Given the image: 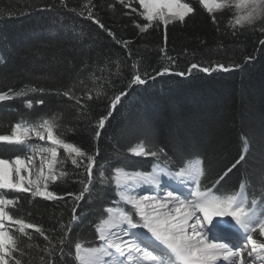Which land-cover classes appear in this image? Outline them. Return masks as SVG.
I'll list each match as a JSON object with an SVG mask.
<instances>
[{
    "label": "trees",
    "instance_id": "16d2710c",
    "mask_svg": "<svg viewBox=\"0 0 264 264\" xmlns=\"http://www.w3.org/2000/svg\"><path fill=\"white\" fill-rule=\"evenodd\" d=\"M66 2L79 10L84 0ZM185 2L196 8L195 14L186 23L169 24L167 28V52L175 58L174 71L186 70L191 62L208 66L216 60L236 67L211 75L196 70L184 77L164 75L137 86L123 98L97 142L93 139L95 121L106 113L112 94L126 87L132 61L138 60L150 70L169 64L160 51L164 47L163 28L140 34L133 21L141 24L144 21L130 9L122 8L116 0H93L96 16L116 38L131 41L132 53L128 56L122 45L97 25L61 7L58 0H0V91L13 92V98L0 101V134H11L16 122L31 123L55 116L58 125L55 134L87 152L98 148L100 155L93 172L96 174L97 167L103 165L105 175L110 176L115 166L127 171H148L157 163L154 157L130 154V147L144 141L143 134L136 131L143 128L168 153L171 163L160 161L165 168L174 170L179 160L194 158L199 153L205 160L204 182L209 185L238 159L247 139L246 161L221 181L220 191L236 189L246 176L250 179L246 191L249 206L255 197L257 211H264V205L260 204L264 199V45L259 43L264 35L258 29L239 27L238 35H231L233 29L228 21L234 19L235 8L214 11L218 24H213L199 0ZM131 3L141 10L138 0ZM52 5L55 7L51 8ZM125 12L129 15H124ZM246 57L251 60L246 61ZM32 88L37 91H31ZM69 88L78 97L93 96L88 101L90 109H84L86 118L74 101L55 94L57 89L63 92ZM97 90H102L99 98ZM19 91L24 94H14ZM39 99L45 103H36ZM29 100L33 101L31 109L26 107ZM58 152L66 157L63 149ZM18 155L29 153L24 146L0 144V158ZM61 169L68 175L50 183L49 190L60 195L78 194L83 187L81 181L86 178L82 168H76L70 158H65L63 164L57 165L58 175ZM2 191L6 197H21L7 209L10 214L42 227L49 235L54 234L49 230L58 221H67L71 214V197L49 201L32 198L28 193ZM116 195L114 181L97 184L85 194L77 208L82 222L73 228L72 254L63 258L57 254L60 264H78L74 242L84 246L97 243L98 234H94L92 225L107 217L104 207L111 206ZM17 229V225L7 222V230L19 237L18 243L24 249L21 259L28 264H41L46 244L43 237L33 229H26L31 235L29 239ZM253 236L258 241L264 239L258 232Z\"/></svg>",
    "mask_w": 264,
    "mask_h": 264
},
{
    "label": "snow or ice",
    "instance_id": "6c2138e0",
    "mask_svg": "<svg viewBox=\"0 0 264 264\" xmlns=\"http://www.w3.org/2000/svg\"><path fill=\"white\" fill-rule=\"evenodd\" d=\"M58 3L68 11L97 25L117 44L124 47L126 55L131 56L132 49L129 47L131 41L116 38L115 33L96 16L93 10L96 5L93 0H84L79 10L69 7L66 0H58ZM116 3L142 18L143 24L133 21L140 34L150 29L163 28L164 47L160 51L169 64L150 70L148 67H143L140 61H132L131 75L127 79L126 87L112 94L107 101L106 113L95 121L93 139L97 142L106 124L117 111L118 105H121L123 98L137 86L146 85L150 79L155 80L164 75L174 74L184 77L192 75L194 70L211 75L213 72L232 71L236 67L235 64L228 65L216 60L209 62L208 66L191 62L186 70L174 71L175 58L167 52V28L169 24L177 22L184 24L191 14H195L196 8L185 0H138L141 10L134 7L131 0H116ZM199 5L210 14L209 19L213 24H218L214 11L235 8L237 11L234 19L230 18L228 21V26L233 29L230 34L233 36L238 35L237 27L251 28L253 31L258 29L264 35V0H235V2L233 0H199ZM54 7L55 5L51 6V8ZM109 7L114 9L115 5ZM124 15L129 13L125 12ZM259 43L264 45V39H260ZM245 59L251 60V57ZM31 91L35 92L37 89L32 88ZM14 94L19 96L24 92L19 91ZM55 94L74 101L81 116L86 118L84 109L86 107L90 109L88 101L93 100L92 95L78 97L71 88L63 92L57 89ZM101 94L102 90H97L96 97L99 98ZM11 98H13L11 90L0 91V101ZM36 103L43 105L45 101L39 99ZM26 107L31 109L33 101H27ZM57 126L55 116L41 117L31 123L16 122L11 127V134H0V144L24 146V150L42 154L39 172L32 179H27L24 175L29 170L28 163L32 161V155H18L12 159L0 158V264H28L21 259L25 253L21 244L18 243L19 237L6 230L5 222L17 225V231L28 235L29 239L31 235L26 233V229H33L39 233L46 242L42 249L41 264H60L57 254L60 258L72 254L73 228H78L82 222V217L77 215L79 202L84 200L85 194L90 193L97 184L104 185L108 181L115 182L119 199L131 208L124 210L110 205L104 207L107 217H102L99 222L92 225L94 234H98L99 241L103 243L99 247H85L81 242H74L75 258L79 264H218L221 261L224 264H255L257 260L260 264H264V239L258 241L253 236V233L258 232L259 237L264 238V211H257L258 201L255 197L249 206L246 191L250 179L246 176L242 177L236 189L220 191L223 187L221 181H224L233 169L246 161L249 151L247 139L243 142V149L238 159L222 170V173L209 185L204 182L205 160L199 153H196L194 158L185 157L179 160L174 170L161 167L160 161L166 164L171 163L168 153L163 146L150 139L151 133L145 132L143 128H138L136 131L143 134L145 139L130 147V154L143 158H156L157 163L152 167L151 172H129L121 166H115L114 174L106 176V169L100 165L94 174L93 169L97 166V157L100 155L99 149L87 152L73 142H66L61 135L55 134L54 129ZM33 135L51 146L28 143ZM58 149H63L66 157H61ZM65 158H70L71 164L76 168H82L86 176L81 181L83 187L78 194L60 195L49 190L50 183H55L61 177L68 175L62 169L59 175L57 174V165L63 164ZM161 175L188 188V195L183 196L175 189L167 191L164 196L151 192L134 194L131 191L139 185L160 188ZM2 190L28 193L32 198L39 197L49 201L71 197L73 199L71 214L67 221H58L57 226L49 230L54 234L49 235L42 227L10 214L7 209L16 204L21 197H6ZM260 204L264 205V199L260 201ZM213 229L218 237L242 236L243 240L235 245L224 240L219 242L210 240L209 233ZM148 234L154 242H158L162 250L157 251L155 247L145 242ZM248 245H251L250 250H247ZM105 257L111 259L105 260Z\"/></svg>",
    "mask_w": 264,
    "mask_h": 264
},
{
    "label": "bare ground",
    "instance_id": "6f19581e",
    "mask_svg": "<svg viewBox=\"0 0 264 264\" xmlns=\"http://www.w3.org/2000/svg\"><path fill=\"white\" fill-rule=\"evenodd\" d=\"M38 138H32L29 142H30V144H35L36 143V141H34V140H37ZM37 153V155H39V153L38 152H36ZM44 155V154H43ZM38 159H40L39 158V156H38ZM40 164H41V159H40V161L38 162V163H35V165H33V169H34V174L32 175V176H34L35 177V175L36 174H38V172H39V169H40ZM32 169V170H33ZM45 169V168H44ZM175 181V180H174ZM131 191L135 194V193H147V187L146 186H144V185H139V186H136V187H134L133 189H131ZM183 196H187L188 195V192L189 191H186V189H184L183 188ZM153 194H158V195H160V196H163V195H161V193L160 192H157V191H155ZM236 237H239V236H236ZM232 238H235L234 236H232V235H227V236H223V237H218V234L216 233V231H215V229H213V231L211 232V233H209V239L210 240H217L218 242H219V240H226V239H232ZM145 242H147V243H149V244H154V245H156V248H158L159 250H162L159 246H158V242H154V240L150 237V234H148V236L145 238ZM102 241H100L99 242V244H97V245H95V246H101L102 245ZM111 258L110 257H105V260H110ZM123 259V258H122ZM218 264H224V262H218Z\"/></svg>",
    "mask_w": 264,
    "mask_h": 264
},
{
    "label": "rangeland",
    "instance_id": "374dc122",
    "mask_svg": "<svg viewBox=\"0 0 264 264\" xmlns=\"http://www.w3.org/2000/svg\"><path fill=\"white\" fill-rule=\"evenodd\" d=\"M37 138V137H35V135H33L32 136V138ZM34 141H36V143L34 144V145H37V144H40V145H43V146H51V145H48L47 143H46V141H44V142H42V141H40L39 139H37V140H34ZM28 143H30L29 141H28ZM28 153H29V155H32V161L30 162V164H29V170H28V172H27V176H26V178L27 179H32V178H34V176H32L34 173V169H33V165H35V163H38L39 161H40V159H41V157H42V154H40L39 153V160L38 159H35V155H34V152H31V151H28ZM44 155H46V154H44ZM34 159H35V163H33V161H34ZM37 160H38V162H37ZM33 169V170H32ZM33 171V172H32ZM44 172L46 173L47 172V168H46V166H45V169H44ZM5 224H6V229H7V222H5ZM241 237V236H240ZM77 263L79 264V261L77 260Z\"/></svg>",
    "mask_w": 264,
    "mask_h": 264
}]
</instances>
